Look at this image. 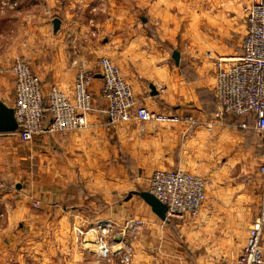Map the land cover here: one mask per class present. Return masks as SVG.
<instances>
[{"label": "crops", "instance_id": "1", "mask_svg": "<svg viewBox=\"0 0 264 264\" xmlns=\"http://www.w3.org/2000/svg\"><path fill=\"white\" fill-rule=\"evenodd\" d=\"M247 2L18 0L16 7L10 6L21 15L34 14L22 21V29H37L44 34L43 42L37 43L42 48L33 68L45 91L57 85L72 96L76 73L84 68L93 73L90 91L95 106L101 108L105 101L100 59L107 57L132 85L138 104L184 118L177 123L133 119L109 124L105 115L92 112L85 129L39 135L24 149L19 148L22 141L17 135L0 133V145L11 162L16 158L21 175L27 178L12 199L19 210L24 207L23 218H28L33 205L45 219L50 217L45 211L72 205L76 198L84 201L86 191L92 190L93 154L115 157L117 162L131 158L134 171L151 174L155 169L181 168L208 179L217 190L213 189L210 211L204 212V203L198 217L177 222L174 218L163 222L147 203H142L145 213L135 216L142 222L141 241L147 243L161 232L167 234L164 241L169 243L136 246L131 264H205L202 257L196 262L188 250L194 244L206 247L207 253L239 256L248 238L247 227L259 213L257 210L250 220L243 219L244 203L251 199L259 206L260 193L264 200L259 169L264 142L253 130L237 129L234 116H215V84L216 60L241 53L236 30L243 27L242 8ZM55 19L61 21L58 30L54 29ZM175 50L180 53L179 62L173 57ZM0 68L4 71L6 67ZM14 99V77L7 69L0 73V101L12 107ZM190 118L194 124L186 121ZM114 184L124 190L122 174L114 178L110 188ZM1 202H5L3 197ZM242 229L246 230L238 235L237 230ZM88 238L85 236L84 250L97 254L96 247L87 243ZM156 253L164 256L163 261L157 260Z\"/></svg>", "mask_w": 264, "mask_h": 264}, {"label": "built area", "instance_id": "2", "mask_svg": "<svg viewBox=\"0 0 264 264\" xmlns=\"http://www.w3.org/2000/svg\"><path fill=\"white\" fill-rule=\"evenodd\" d=\"M13 5H17L16 0ZM242 9L246 30L241 40V53L216 60L215 116H234L237 129L253 130L264 142V0H249ZM8 71L14 77L12 107L18 124L14 134L25 143L39 135H61L85 129L92 112L105 115L109 124L133 119L142 123L184 120L179 115L157 113L138 104L132 85L118 65L107 57L100 59L102 98L105 101L101 108L95 106L90 91L93 73L84 68L76 73L72 96L57 85L45 91L40 76L24 59L16 60ZM186 121L195 123L192 118ZM259 169L264 180V159ZM210 183L208 179L181 168L155 169L149 177L147 191L167 205V218L163 222H168L173 218L198 217L207 200ZM141 224V221H130L136 234ZM91 230L95 232L96 239L90 245L96 247L100 256L108 258L112 253L124 252L120 233H116L110 245L105 240L110 224L95 225ZM131 249L126 251L127 262L132 255ZM226 264H264V200L248 229V238L241 253L233 262Z\"/></svg>", "mask_w": 264, "mask_h": 264}, {"label": "rangeland", "instance_id": "3", "mask_svg": "<svg viewBox=\"0 0 264 264\" xmlns=\"http://www.w3.org/2000/svg\"><path fill=\"white\" fill-rule=\"evenodd\" d=\"M14 1L0 0V66L6 67L4 71L0 70V73L5 72L16 60L21 59L28 61L33 67L36 55L42 48L37 46V43L40 40V43L43 42L44 34L40 30H25L20 26L25 18L35 17L34 14L24 13L21 15L16 8H11L18 5V0H16V6L13 5ZM187 23L186 21L185 26ZM241 24L243 27L236 30L237 50L240 49L244 35L245 21ZM20 144L19 148L24 149L27 143L20 142ZM7 156V150L1 144L0 198L3 197L5 202H1L0 205V264H131L135 256L133 248L136 246L150 242V245L158 247L169 243L164 241L167 234L161 232L156 233L151 240L144 243L141 241L140 231L138 234L132 231L130 221L135 220V216L144 214L146 208L142 206L145 201L139 195L129 196L131 192L129 188L132 185L134 191L147 190L151 174L134 171L131 158L119 159L117 162L115 157L93 154L90 194L86 191L84 201L76 198V201H72V205L66 204L64 207H60V210L45 211V214H50V217L42 219L34 205L29 209L28 218H23L26 215L24 207L19 210L13 204L12 199H15L17 185L24 183L27 178L25 175H21L18 163L14 161L16 158L11 162L12 159ZM121 174L125 178V188L122 192L118 188L116 189L115 184L110 188L114 178ZM232 182L236 184L234 179ZM107 186L109 188L105 189ZM214 187V183H210L204 212L205 209L206 212L211 210L210 200L215 194ZM259 196L260 206L262 193ZM250 200L248 203H244L243 219L245 220L253 218L259 210L257 209L258 203H251ZM173 220L179 221V218ZM106 222L110 224V232L105 240L110 245L116 233H120L124 252L121 254L112 253L108 258H103L98 253L88 254L84 250L85 236L90 237L88 238L90 242L87 243L93 244L92 241L96 239V234L91 229L95 225ZM245 230H237L238 235L244 233ZM174 231L175 229H173ZM175 236L179 238L178 234ZM130 249L132 255L127 262L125 260L126 251ZM188 250L196 262L202 257L205 264H226L238 256V254L207 253L206 247L196 244L189 246ZM155 256L158 258L157 260L163 261L164 256L158 253Z\"/></svg>", "mask_w": 264, "mask_h": 264}, {"label": "water", "instance_id": "4", "mask_svg": "<svg viewBox=\"0 0 264 264\" xmlns=\"http://www.w3.org/2000/svg\"><path fill=\"white\" fill-rule=\"evenodd\" d=\"M54 29L58 30L60 26V19L54 20ZM173 57L176 62H179L180 53L175 50L173 52ZM153 94H157L156 88L151 86ZM18 127L16 119L14 117V109L13 107H8L2 101H0V133H14ZM21 185L18 184L17 188H20ZM133 194L139 195L150 207L154 214H156L161 220L165 221L167 218V210L168 207L165 203L159 200L154 194L147 190L143 191H132L129 193V196Z\"/></svg>", "mask_w": 264, "mask_h": 264}, {"label": "trees", "instance_id": "5", "mask_svg": "<svg viewBox=\"0 0 264 264\" xmlns=\"http://www.w3.org/2000/svg\"><path fill=\"white\" fill-rule=\"evenodd\" d=\"M216 103H217V101H216Z\"/></svg>", "mask_w": 264, "mask_h": 264}]
</instances>
